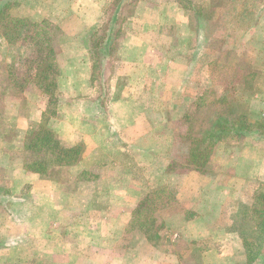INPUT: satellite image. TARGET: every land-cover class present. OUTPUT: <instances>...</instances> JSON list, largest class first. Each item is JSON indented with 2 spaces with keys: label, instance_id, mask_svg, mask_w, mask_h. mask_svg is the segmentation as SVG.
<instances>
[{
  "label": "rangeland",
  "instance_id": "rangeland-1",
  "mask_svg": "<svg viewBox=\"0 0 264 264\" xmlns=\"http://www.w3.org/2000/svg\"><path fill=\"white\" fill-rule=\"evenodd\" d=\"M2 1L11 3L6 12L11 21H0V60L13 61L15 68L8 71L0 64V118L6 117L7 97L21 98L27 86L40 90L33 80L19 86L17 94L9 86L21 74L33 78L34 71L25 65L32 46L12 35L45 20L57 62L54 78L76 57V43L95 63L93 77L100 93L144 88L137 96L153 108L145 119L165 139L154 155L155 166L165 169L158 187L143 190L139 200L123 209V196L134 194L122 190L127 180L143 187L156 180L152 152L144 155L139 171L133 160L122 162L124 171L96 166L81 173L72 171L73 165L53 167L39 176L49 183L43 192L22 175L17 185L1 159L0 264H246L249 246L259 252L252 264H264V233L258 229L264 218V0ZM76 7L82 8L80 13L70 12ZM109 39L110 46L103 48ZM142 55L143 67L129 65ZM104 69L108 79L102 76ZM137 71L145 78L127 77ZM55 83L47 93L44 121L68 100L63 101L66 96ZM101 96L103 104L106 96ZM201 96L203 106L198 108ZM221 106L223 112H217ZM239 113H245L251 130L235 129ZM208 119L226 127L222 137H208L215 132ZM169 133L176 141L173 151ZM195 137L204 140L199 143ZM197 149H203L199 151L206 159L192 162ZM217 171H225L219 183L227 197L217 207L212 197L216 192L209 191L203 205L198 203L207 221L218 222L201 224L214 238L194 240L193 235L206 230L187 223L197 214L179 202L180 183L192 173L189 183H202ZM151 218L155 227L148 223ZM152 229L156 236L150 238Z\"/></svg>",
  "mask_w": 264,
  "mask_h": 264
},
{
  "label": "crops",
  "instance_id": "crops-1",
  "mask_svg": "<svg viewBox=\"0 0 264 264\" xmlns=\"http://www.w3.org/2000/svg\"><path fill=\"white\" fill-rule=\"evenodd\" d=\"M80 1L84 2L86 0ZM81 10L82 8L76 7L70 12L80 13ZM16 32H19V34L27 33V31L22 32L21 30L18 31V29ZM16 32L12 35L14 36V40H16ZM111 42V39L105 40L103 42V48L110 46ZM74 44L72 52L73 55L76 54V57L71 56L69 58L70 62L64 65V72L62 69L61 73L58 72L56 74L58 90L62 95L66 96L63 101L68 100L60 102L58 108H56V114H53L52 117L50 116V120L44 121V118L48 117V115L46 116L49 102L48 95L41 89L37 90L35 86L34 88L27 86L21 98L10 96L5 99L4 113L6 117L4 119L3 115V119L0 118V143H2L0 146V163L1 159H4V163H1V166H3L2 168L8 167L10 171H13L14 175H12V178L17 185L20 184L21 180L18 178H22L20 176L22 175L23 177L30 178L28 184L32 183L33 187L39 188V192H43L41 188H45L42 186L47 182L39 178V173L28 171L18 165H11L12 153L14 151H22L25 136L38 129V127H41L40 125L51 130L61 144L66 146H79L80 153L77 161L71 167L72 171L82 173V171H90L96 166H103L107 171H118V168L121 167L120 171H124L122 162L131 160L137 163L136 170L139 171V166L143 165L144 162V155L152 152L153 156L149 158L153 161V165L150 164V167L152 171H158L156 180L147 186L145 185V187L131 185L130 181L127 180L128 183L123 185L125 189L122 190L127 193L130 191L134 192L130 198L124 195L123 197L127 199L120 201L122 208L127 209L136 200H139L143 194V190L147 191L159 186L161 171L165 167L161 169L159 165L158 167L155 166L154 155L161 150V144H165V139L156 130L157 127L150 126L149 121L145 119L146 111L153 110V108L150 107L151 102L149 103L148 100L138 98L137 96L139 90L145 91L144 88L139 89V87L128 86L124 90L121 89L120 93L109 88V90L100 93L98 83L93 77L94 61L89 57L90 55H85L82 45ZM150 52L153 51L150 50ZM24 58L22 57V60H26ZM143 58L144 55L141 56V59L138 57L135 61H128L131 62L129 65L132 67H143ZM107 59L108 57L105 56L104 60L107 61ZM122 62L124 63V61ZM5 63L13 64V61L0 60V64L6 65ZM126 74L131 80L135 77L137 80L143 79H140V77L145 78L144 74L138 71L136 74L130 72ZM102 76L104 79H108L110 73L104 69ZM119 76L122 75H117V77ZM100 94L106 96L103 104L101 102L99 103L101 99ZM145 124L146 127H144ZM145 135L149 138L148 140L143 139ZM172 135L171 133L168 134L170 137L169 145L173 143V151L176 141H173ZM246 142H249V140H246ZM147 144L149 145L148 147ZM164 148L167 150V145ZM99 153L103 155L101 158H98ZM8 159L10 165L8 164ZM193 176L194 174L192 173L182 178L179 187V202L182 203V206L191 208L197 214V216L188 220L187 223L199 226L203 231L206 230L203 233L193 235V239L202 240L214 238L211 234L212 232H207L210 228L207 229V226L201 225L205 224V221H210H207L206 216L202 215L203 212L199 210L200 205L198 203H201V206L203 205L209 196L208 194H204L209 191L216 192L212 197L217 207L227 197L225 186L219 183V180L224 179L225 171H217L215 178H206L202 183H189L191 181L189 178L194 179ZM209 181L216 183L208 184ZM21 187L16 186V188L20 189ZM177 214L180 215V212ZM212 220L210 222L212 225H218V222ZM208 252L209 249L206 251L207 255Z\"/></svg>",
  "mask_w": 264,
  "mask_h": 264
},
{
  "label": "trees",
  "instance_id": "trees-1",
  "mask_svg": "<svg viewBox=\"0 0 264 264\" xmlns=\"http://www.w3.org/2000/svg\"><path fill=\"white\" fill-rule=\"evenodd\" d=\"M10 4L11 3L5 1H2V3H0L1 22L7 23L6 21H11L6 18L8 17L6 15V12ZM213 10L214 9H211V11ZM32 26L35 27L33 30L28 31L25 34H19V32H16L15 36L16 39L28 41L33 48V54L29 56V59L26 60L25 65L27 66V71H31L32 69L34 70V75L31 79H29L26 74H21L19 75V77H16V79H14L13 82L9 85L11 88L13 87L14 94L18 93L17 88L19 86L23 87L31 80H33L36 85L46 93L51 92L56 84V78H54L53 75L55 72V68H57V62L54 49L50 44L52 35V32L49 29L50 25L49 23H47V21L42 20L40 23L32 24ZM4 27L8 28L11 26L4 25ZM5 64L9 67L8 71L15 68L13 64ZM202 96L200 97V102L197 104L198 108H200V106H203L202 100L204 98ZM222 106L217 109V112H219L221 109L222 110L220 111V113L223 112ZM186 119H193V117L190 118V116L187 115ZM208 120L210 121V124H212L211 130H213V128L215 129V132L207 133L208 137H222L220 133H224L226 131V127H224L223 124H218V121L212 123L211 119ZM234 121L237 123L235 129H237L239 132H247L251 130L249 127L250 125L246 123L247 119L245 113H239L238 116L235 115ZM194 139L199 140L200 143L204 140V137H195ZM203 149H197L196 152L192 154V158L190 161L197 162V159L199 157L206 159V153L203 154L201 153V151H199ZM79 153V146L64 147L60 145L59 141L51 136V133L49 131L44 130L42 127H38V129L25 136L23 150L19 152L14 151L12 153L11 165H18L28 171L45 174L49 171V169L53 167L60 168L72 166L77 161ZM16 160H18L19 163H14V161ZM262 196V201L264 202V195ZM148 223H150L151 226L155 227V221L153 220V218H151ZM260 226L264 233V218H262V222L260 223V225H258V229ZM147 235L148 237L153 238V236H156V232L152 229L150 233H147ZM252 249L253 247L249 246L246 251V264H252L259 257V252L253 251Z\"/></svg>",
  "mask_w": 264,
  "mask_h": 264
}]
</instances>
